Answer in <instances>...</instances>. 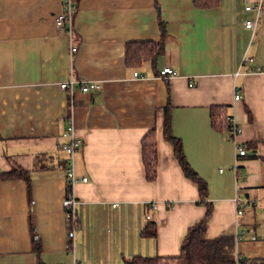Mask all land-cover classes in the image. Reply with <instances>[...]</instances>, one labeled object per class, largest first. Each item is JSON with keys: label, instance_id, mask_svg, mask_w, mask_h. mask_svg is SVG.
Returning a JSON list of instances; mask_svg holds the SVG:
<instances>
[{"label": "crops", "instance_id": "0c3cea01", "mask_svg": "<svg viewBox=\"0 0 264 264\" xmlns=\"http://www.w3.org/2000/svg\"><path fill=\"white\" fill-rule=\"evenodd\" d=\"M260 1L197 8L193 0H74L69 35L56 27L61 0H0V264L177 256L205 207L163 138L167 106L172 135L208 187L213 209L204 239L233 236L241 259L264 257L251 252L263 237L254 224L264 214V165L247 146L264 142V12L254 31L244 28L254 17L244 7ZM144 42H161V52L127 66L126 47ZM164 68L176 76L163 79ZM69 81L71 97L60 88ZM81 82L99 87L82 93ZM217 106L239 127L235 141L212 130L210 109ZM70 127L81 144L74 173L86 179L70 191L79 201L72 249L61 207L69 192L62 146ZM150 129L154 181L146 180L141 159ZM237 148L246 155L239 157ZM36 157L40 170L33 168ZM15 169L28 184L1 177ZM236 196L243 201L240 216ZM148 223L155 237L141 235ZM250 230L253 240L245 242Z\"/></svg>", "mask_w": 264, "mask_h": 264}, {"label": "trees", "instance_id": "16d2710c", "mask_svg": "<svg viewBox=\"0 0 264 264\" xmlns=\"http://www.w3.org/2000/svg\"><path fill=\"white\" fill-rule=\"evenodd\" d=\"M219 0H193L197 8H211L218 5ZM159 19V18H158ZM161 24V22L159 23ZM162 50V43H134L126 47L125 62L127 66L138 67L144 61L153 59ZM210 126L213 131L227 135L230 123L228 109L225 106L212 107L210 109ZM163 138L173 146L174 157L182 171L183 176L195 184L198 188L199 202L205 207L204 217L191 226L184 236L180 253L175 257H140L134 256L124 262V264H233L236 258V238L233 236H220L213 240H205L204 234L207 222L212 215V203L208 200V187L187 162L181 141L171 133V121L169 107L164 110ZM259 145L264 142H251L247 146L256 153L253 155L259 158L264 165V152L258 153ZM264 151V150H263ZM35 158L34 169L40 170L43 164ZM141 159L147 181H154L156 178V150H155V130L150 129L141 141ZM3 179L22 178L27 181L26 173L15 169L9 173L1 174ZM32 228V223H30ZM141 235L155 237V228L152 223H148L141 231ZM37 264H43L38 259ZM241 264H264V257L257 259H241Z\"/></svg>", "mask_w": 264, "mask_h": 264}, {"label": "built area", "instance_id": "2783aa9c", "mask_svg": "<svg viewBox=\"0 0 264 264\" xmlns=\"http://www.w3.org/2000/svg\"><path fill=\"white\" fill-rule=\"evenodd\" d=\"M62 2V11L61 13L56 17V27L61 33H66V34H71L72 33V21H73V16L76 11V6L74 3V0H61ZM244 11L249 13V12H254V17L251 19H247L244 22V28L249 30V31H254L257 23L260 19L261 14L264 12V0L253 4V5H248L244 7ZM75 48L71 47V54L75 52ZM134 77H142L138 73L134 72L133 73ZM159 76L162 77L165 80H168L174 76H176V72L171 69V68H164L159 72ZM74 83L73 81H69L68 83H61L60 88L63 90L69 91V96H72V87ZM99 85L95 83H84L81 82L79 84V90L82 93H86L89 91H94L98 89ZM240 98L238 93H235L234 100H238ZM229 129L227 132V138L231 141H235L236 137L240 133L239 127L236 125V123L233 121V119L229 118ZM66 136L70 137V142L68 144H65L62 146V150L67 154L68 159L66 161V179H67V187L69 189V192L67 195L63 198L61 207L63 210V214L65 217V222L68 227V234L67 237L70 240L69 245L67 248L72 249V240L74 237V232L77 227V216H76V210L77 206L79 205V201L75 198L74 195L71 194V188L77 184V183H84L86 182L85 178H77L74 173V154L75 152L81 147V144L78 140H75L73 138V132L72 128L70 127L67 130ZM237 155L239 157H243L246 155L244 149L242 148H237ZM234 204H235V213L237 216H240L242 214V209H243V201L240 199L238 196L235 197L234 199ZM155 205H151L150 209H154ZM146 221L151 220V215L148 214L145 217ZM237 241V238H236ZM233 264H241V258L240 255L236 251V258L235 262Z\"/></svg>", "mask_w": 264, "mask_h": 264}, {"label": "rangeland", "instance_id": "374dc122", "mask_svg": "<svg viewBox=\"0 0 264 264\" xmlns=\"http://www.w3.org/2000/svg\"><path fill=\"white\" fill-rule=\"evenodd\" d=\"M262 204V203H261ZM244 210V209H243ZM255 224H254V227L256 229H258L259 231L262 232V239H260L261 241L258 242V246L257 244L253 246H251V252L252 251H258L260 254H262L261 256H263V252H264V214L263 215H260L257 219L256 217V220H255ZM248 239L245 240V242H251L253 240V237H254V230H250V233H248ZM241 245H239L238 249H240Z\"/></svg>", "mask_w": 264, "mask_h": 264}, {"label": "water", "instance_id": "95a60500", "mask_svg": "<svg viewBox=\"0 0 264 264\" xmlns=\"http://www.w3.org/2000/svg\"><path fill=\"white\" fill-rule=\"evenodd\" d=\"M245 207H247V205H245Z\"/></svg>", "mask_w": 264, "mask_h": 264}]
</instances>
